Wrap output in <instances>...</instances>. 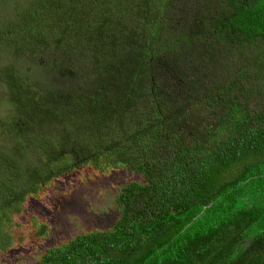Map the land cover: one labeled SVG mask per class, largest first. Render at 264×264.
Listing matches in <instances>:
<instances>
[{
	"label": "trees",
	"instance_id": "1",
	"mask_svg": "<svg viewBox=\"0 0 264 264\" xmlns=\"http://www.w3.org/2000/svg\"><path fill=\"white\" fill-rule=\"evenodd\" d=\"M16 2L1 54L52 31L66 62H53L42 88L14 56L0 61L11 100L0 116V250L13 248L1 228L29 195L80 162L106 158L143 178L118 191L119 218L46 248L38 264H264V0H229L220 14L215 0H200L186 20L170 0ZM71 25L76 33L60 47ZM84 50L94 55L88 70L78 64ZM236 57L249 63L233 72ZM160 62L182 79L175 90L159 88ZM209 83L215 90L200 95Z\"/></svg>",
	"mask_w": 264,
	"mask_h": 264
},
{
	"label": "rangeland",
	"instance_id": "2",
	"mask_svg": "<svg viewBox=\"0 0 264 264\" xmlns=\"http://www.w3.org/2000/svg\"><path fill=\"white\" fill-rule=\"evenodd\" d=\"M170 1H172L170 8L173 10V15H177L178 18L183 20L191 17L197 10L201 9L200 3L202 1L199 2L200 0ZM16 4H18L16 0L13 2L11 0H0V61L4 56V53L1 54L3 49L9 47V42L5 38L11 37L10 33H12L7 28L6 21H13L12 9ZM228 6L229 0H215L211 9L214 13L218 12L220 14L226 11ZM129 22L131 23L132 20H129ZM168 24L169 22L166 21V26ZM173 24L177 25L174 26L177 27V30L183 27L176 20L173 21ZM44 27L47 29V24H44ZM74 29L75 27L72 25L67 29H63L61 36L65 37L60 40L62 43L60 47L67 43L70 35L76 33ZM47 33L48 41L39 39L34 42V46L24 47L17 55H11L12 53L8 51L4 56L12 59L14 56L15 61L11 62H16L17 67L20 68L19 73L23 77L30 74L32 79L35 78L36 81H39L38 83L41 84L42 88L48 86L47 82L42 81L44 80L42 77H52L54 72L53 62L55 60L60 63L66 62L63 59L64 54L61 50L56 51L50 45L49 36L53 32L48 31ZM249 49V54H256L253 46ZM162 55L160 53L158 57ZM77 59L79 66L85 65L84 69L88 70L94 60V55L91 51L84 50L81 55H77ZM246 62L248 65L249 61H246L243 57L239 59L236 57L234 61L232 59L231 64L235 67L233 72H238L239 67L242 64L246 65ZM3 63L0 62V73L3 70L2 67L6 66ZM70 67L72 69L66 74L72 75L71 79L76 87L80 85L78 77L74 73L76 71H73L75 68ZM156 70H158L157 76L162 77V82H159L160 89L165 90V86H169L175 90L182 84V79L174 75V69L171 66L161 63ZM223 75L227 77L229 73ZM201 76V72H197V75H195L197 79L199 77L200 79L204 78V76ZM64 78L60 77V79L57 78L54 81L61 87L68 89V82L64 81ZM51 81H53V78ZM202 87L206 88V91L203 88L199 90L198 93L202 96L206 92L207 96L211 95L216 88L212 83L207 86L202 84ZM3 89L4 85L0 75V116H5L8 112L2 113V110L6 107V102L11 101H8V98L6 102L4 101ZM182 97L189 102L190 107L193 101L190 102V95H182ZM175 102L171 100L167 106L173 107ZM176 103L178 104L180 101ZM196 107L198 109L199 105H196ZM2 135H0V142L3 138ZM142 180V175L130 169L127 165L121 164L112 167L108 165L106 158H102L99 163L91 161L81 165L80 162L71 170L64 172L62 176L52 179L51 183L44 184L36 194L29 195L24 200L20 212L14 215L7 226L1 228L2 231L12 235L11 238L14 243L13 248L6 252L0 250V264H38L46 248L60 245L78 234L111 229L120 215L116 204L118 191L131 181ZM43 224L45 228L40 230Z\"/></svg>",
	"mask_w": 264,
	"mask_h": 264
}]
</instances>
